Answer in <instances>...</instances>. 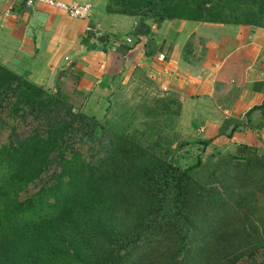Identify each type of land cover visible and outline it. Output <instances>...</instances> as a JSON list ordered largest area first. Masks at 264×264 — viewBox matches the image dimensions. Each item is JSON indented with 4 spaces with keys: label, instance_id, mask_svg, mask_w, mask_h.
<instances>
[{
    "label": "trees",
    "instance_id": "obj_1",
    "mask_svg": "<svg viewBox=\"0 0 264 264\" xmlns=\"http://www.w3.org/2000/svg\"><path fill=\"white\" fill-rule=\"evenodd\" d=\"M130 1L106 11L264 27V0ZM94 126L0 64V264H264L263 156L237 147L205 185Z\"/></svg>",
    "mask_w": 264,
    "mask_h": 264
},
{
    "label": "crops",
    "instance_id": "obj_2",
    "mask_svg": "<svg viewBox=\"0 0 264 264\" xmlns=\"http://www.w3.org/2000/svg\"><path fill=\"white\" fill-rule=\"evenodd\" d=\"M23 1L0 0L4 66L43 87L67 77L99 99L119 73L140 70L177 99L181 121H203V138L225 148L233 142L234 151L262 146L264 133L248 124L264 120V104L255 108L264 103V27L112 13L108 0H56L89 3V16L80 19Z\"/></svg>",
    "mask_w": 264,
    "mask_h": 264
},
{
    "label": "rangeland",
    "instance_id": "obj_3",
    "mask_svg": "<svg viewBox=\"0 0 264 264\" xmlns=\"http://www.w3.org/2000/svg\"><path fill=\"white\" fill-rule=\"evenodd\" d=\"M130 2L128 0V3ZM261 6H264V2ZM21 75L27 78L26 75ZM69 83L67 77H58L53 85L41 87L50 93H59L60 97L72 104L74 110L87 115L90 122L94 123L92 129L97 135L108 131L109 128L123 131L130 144L139 147L137 149L146 150L150 160L157 157L180 169L190 168L189 172L194 179H206L205 185L211 183L210 179L217 176V171L230 170V155L237 150L234 151L233 142L227 148L225 145L212 143L211 139L203 138L197 129L203 124L202 120L195 119L188 123L181 121L177 99L157 88L142 71H122L113 82L110 92L100 99L83 95ZM168 98H173L176 102L168 103L169 109L166 108ZM251 124H248V128H256L258 133H264V120ZM6 135L7 130L0 131V143L5 142ZM81 151L87 153L85 145ZM246 153L264 157V140L257 150H249ZM227 182L230 183L228 180ZM29 190L32 191L33 187ZM256 201L258 205L263 206L264 194H257ZM148 203L145 201L143 205ZM145 208L147 210V207ZM263 256L264 248L263 252H258L255 257L260 260ZM241 262L242 259L238 260L237 264Z\"/></svg>",
    "mask_w": 264,
    "mask_h": 264
},
{
    "label": "built area",
    "instance_id": "obj_4",
    "mask_svg": "<svg viewBox=\"0 0 264 264\" xmlns=\"http://www.w3.org/2000/svg\"><path fill=\"white\" fill-rule=\"evenodd\" d=\"M36 2H42L58 7L62 9L68 16L73 18H80V19L87 18L91 11V5L86 2L81 4H76V3L66 4L56 0H24L23 5L28 8L31 7ZM86 29L90 30V28L88 27ZM96 30L97 28L94 29L95 32ZM125 42H130V37H126ZM163 58H164L163 54L157 55L158 60H163Z\"/></svg>",
    "mask_w": 264,
    "mask_h": 264
},
{
    "label": "water",
    "instance_id": "obj_5",
    "mask_svg": "<svg viewBox=\"0 0 264 264\" xmlns=\"http://www.w3.org/2000/svg\"><path fill=\"white\" fill-rule=\"evenodd\" d=\"M98 40H99V41H102V40H103V37H99Z\"/></svg>",
    "mask_w": 264,
    "mask_h": 264
}]
</instances>
